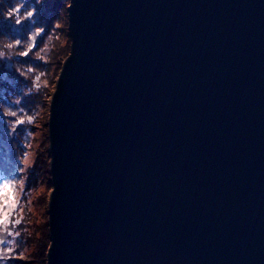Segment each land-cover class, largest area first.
Masks as SVG:
<instances>
[{
	"label": "water",
	"instance_id": "1",
	"mask_svg": "<svg viewBox=\"0 0 264 264\" xmlns=\"http://www.w3.org/2000/svg\"><path fill=\"white\" fill-rule=\"evenodd\" d=\"M66 10L46 264H264V0Z\"/></svg>",
	"mask_w": 264,
	"mask_h": 264
},
{
	"label": "rangeland",
	"instance_id": "2",
	"mask_svg": "<svg viewBox=\"0 0 264 264\" xmlns=\"http://www.w3.org/2000/svg\"><path fill=\"white\" fill-rule=\"evenodd\" d=\"M68 4L69 0H63V6L61 7V10H59L60 13L58 18L53 22L52 29H50L47 34H42L44 32L42 29L39 34V37L41 35V40H38L39 37L36 36L32 48L34 50L32 52L29 51L27 55V58H34L38 61V64H34L36 67H33L32 64H18L14 59L16 56H22L18 53L12 55L11 58L7 55L0 58V105H7L16 112L15 116L7 117V120L5 114L0 112V154H2L3 159H7V157L10 159V162L8 163L9 172L6 176H0V181L5 179L22 181L24 183L25 192L30 193V197L25 195L20 197L21 201L25 204L24 211L27 212V224L22 221L20 225H17V228L26 227L29 234L25 237L22 232L21 238H19L22 247L14 249L13 252L9 254L7 258L8 264L41 263L40 255L36 252L37 250L34 241L38 240L40 242L42 240L43 237L40 229L42 228L44 221L47 223L48 218L47 202L52 186L49 173L47 120L50 98L58 74L55 77L52 70L50 69L48 72L47 69L46 71H43L45 76L42 78L46 88L42 91H28V89L32 85L35 71H42L40 68H43V63L45 64V67H47V64H52L50 63L53 62L51 61L50 53L53 50V46L55 48L58 46L66 47L67 52L65 56L61 57V59L57 58L51 65V68H54L55 64L59 62L60 71L64 59L70 53L71 37L68 31L66 10ZM45 5L47 8L48 4H46V2ZM28 6H34L36 8L35 15L37 16V10L42 4H36V0H34V2H29L26 5V7ZM49 37H51L53 41L51 49L50 51H42L44 45L48 42ZM24 50L25 48L22 51ZM37 53H40V56H37ZM27 61L28 59H26V62ZM17 66L20 67L21 71L17 70ZM29 67L35 70L31 76L26 77L22 75L21 72L27 71ZM15 75L20 78L19 89L21 95H23L21 97L22 101L23 98L27 96L24 102L26 107L22 105L20 96H18L17 92L11 90L17 86V78H15ZM23 81L24 83H21ZM29 116L33 117L31 123H27V117ZM17 119H20L23 122L16 124V132L10 134L7 121L10 120L15 123ZM27 132H30L31 135H27ZM29 204L31 206V211H28L27 205ZM17 210H19V204L17 205ZM15 218V215L11 217V219ZM9 227H11V224H9ZM47 243L49 245V241Z\"/></svg>",
	"mask_w": 264,
	"mask_h": 264
},
{
	"label": "clouds",
	"instance_id": "3",
	"mask_svg": "<svg viewBox=\"0 0 264 264\" xmlns=\"http://www.w3.org/2000/svg\"><path fill=\"white\" fill-rule=\"evenodd\" d=\"M40 3H42V0H36V4ZM35 12L36 8L34 6L26 7L25 0H13V6L10 10H0V17H3L4 20L8 21L13 26H18L21 25L22 22L34 20ZM41 31V27L34 26L28 33V38L26 40H21L20 38H16L15 40L0 38V58L5 57L6 55L11 58V56L18 51L16 48L17 45H23L25 48V50L19 52V54L27 56L28 52L31 51L34 46L36 36H38ZM52 43V38L49 37V40L44 45L42 51H50ZM36 55L40 56V53H37ZM17 70L21 71L19 66H17ZM34 71L33 68L29 67L27 71H22L21 74L29 77ZM44 76L45 73L43 71H35L32 85L28 91H42L46 88L42 79ZM0 112L5 114L6 120L7 117L16 115V112L7 105H0ZM32 119L33 117L31 116L27 117V123H31ZM7 123L11 134L16 132V124L22 122L20 119H17L15 123L10 120H8ZM27 135H31V133L27 132ZM22 195L30 197V193L25 192L24 183L22 181H17L15 179H5L0 181V264H7L9 254L12 253L14 249L22 247L19 239L21 238L22 232L25 237L29 234L26 227L17 228V225H20L22 221L27 224V212L24 211L25 204L20 199ZM18 204L19 210H17ZM27 207L28 211H31L30 204L27 205ZM13 215H15V219H11ZM9 224H11V227H9Z\"/></svg>",
	"mask_w": 264,
	"mask_h": 264
},
{
	"label": "trees",
	"instance_id": "4",
	"mask_svg": "<svg viewBox=\"0 0 264 264\" xmlns=\"http://www.w3.org/2000/svg\"><path fill=\"white\" fill-rule=\"evenodd\" d=\"M29 2H34V0L32 1L25 0L26 5ZM45 2L46 4H48L47 8L45 5ZM41 4L42 6H40L37 10L38 11L37 16L35 15L34 20L30 21L32 23L25 21V22H22L21 25L13 26V25H10L8 21L4 20L3 17H0V23H1L0 24V38H7L9 40H15L16 38H20L21 40H26L28 38V33L32 30L34 26H39L41 28L43 27L42 29L44 30V32L42 34H47L50 31V29H52L53 22H55V20L59 16V13H60L59 10H61V7L63 6V0H42ZM12 6H13V0H0V10H10ZM38 40H41V35L38 38ZM16 48L18 51L15 54L17 53L19 54V52H21L24 49V46L17 45ZM33 50L34 49H31L30 52H32ZM66 52H67L66 47L58 46L57 48H55L53 46V50L50 53L51 61L53 62H50V63L53 64L57 58L61 59L62 56H65ZM14 59L18 62V64H32L33 67H36V65L34 64H38L37 63L38 61H36L34 58H27V56H16ZM26 59H28L27 62H26ZM52 64H47V67H45V64L43 63L42 65L43 68H40V70L46 71L48 69L47 71L49 72L51 69L52 73H54L56 77L59 71L60 63L58 62L57 64H55L54 68H51ZM15 78H17V81H16L17 86L11 90H14V92L16 91L18 96H20V99H21L23 95H21L20 93L21 91L19 89L20 78L19 76L17 77L16 75H15ZM21 83H24V81ZM26 98L27 96L23 98V101L22 99L20 100L22 105H24V107H26L24 104ZM8 159H9L8 157L7 159H3L2 154H0V176H6L9 172L8 163L10 162V159L9 161ZM40 232L43 238L40 242L38 240H35L34 244L36 245L35 248L37 250L36 251L37 254L40 255V262H41L40 264H45L46 263V250L48 246L47 242L49 241L47 223H45V221L42 224V228L40 229Z\"/></svg>",
	"mask_w": 264,
	"mask_h": 264
},
{
	"label": "snow or ice",
	"instance_id": "5",
	"mask_svg": "<svg viewBox=\"0 0 264 264\" xmlns=\"http://www.w3.org/2000/svg\"><path fill=\"white\" fill-rule=\"evenodd\" d=\"M21 122H23V121H21Z\"/></svg>",
	"mask_w": 264,
	"mask_h": 264
}]
</instances>
